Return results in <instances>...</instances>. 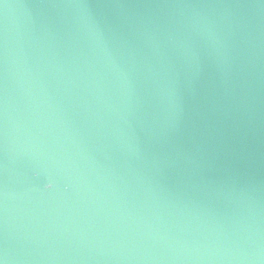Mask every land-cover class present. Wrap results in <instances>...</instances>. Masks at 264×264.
Here are the masks:
<instances>
[{
  "label": "water",
  "instance_id": "obj_1",
  "mask_svg": "<svg viewBox=\"0 0 264 264\" xmlns=\"http://www.w3.org/2000/svg\"><path fill=\"white\" fill-rule=\"evenodd\" d=\"M0 264H264V0H0Z\"/></svg>",
  "mask_w": 264,
  "mask_h": 264
},
{
  "label": "clouds",
  "instance_id": "obj_2",
  "mask_svg": "<svg viewBox=\"0 0 264 264\" xmlns=\"http://www.w3.org/2000/svg\"><path fill=\"white\" fill-rule=\"evenodd\" d=\"M51 186H52L51 184L48 185L49 188H50Z\"/></svg>",
  "mask_w": 264,
  "mask_h": 264
}]
</instances>
